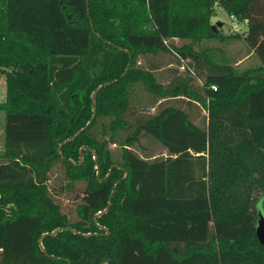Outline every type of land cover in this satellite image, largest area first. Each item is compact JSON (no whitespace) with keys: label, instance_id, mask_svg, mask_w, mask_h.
I'll return each instance as SVG.
<instances>
[{"label":"trees","instance_id":"trees-1","mask_svg":"<svg viewBox=\"0 0 264 264\" xmlns=\"http://www.w3.org/2000/svg\"><path fill=\"white\" fill-rule=\"evenodd\" d=\"M0 73V264H264V0H0Z\"/></svg>","mask_w":264,"mask_h":264},{"label":"rangeland","instance_id":"rangeland-1","mask_svg":"<svg viewBox=\"0 0 264 264\" xmlns=\"http://www.w3.org/2000/svg\"><path fill=\"white\" fill-rule=\"evenodd\" d=\"M216 21H221V26L216 27L215 30H218L222 35H229L235 32H241L244 29V25H238L236 30L232 28V20L230 17L217 5L212 7V13L210 16L211 25H215ZM202 45L208 47H214L217 51L222 54V56L227 60L229 64L232 65L236 72H240L247 68H253L259 64L255 55L250 52V49L240 40L229 38L226 40H203L201 42ZM4 91H5V79L4 76L0 73V101L4 99ZM3 123H4V114L0 111V146H1V138H3ZM53 180V176L49 180L51 183ZM83 193L78 191L77 196L82 198ZM65 195L60 196L58 199L60 201V205L62 209H66L65 212H68L69 208L72 207V201L65 200Z\"/></svg>","mask_w":264,"mask_h":264},{"label":"water","instance_id":"water-1","mask_svg":"<svg viewBox=\"0 0 264 264\" xmlns=\"http://www.w3.org/2000/svg\"><path fill=\"white\" fill-rule=\"evenodd\" d=\"M222 22L221 21H216L215 25H211V29L215 30L216 27L221 26ZM95 91H93L91 93V96H93ZM79 131H77L73 136L77 135ZM72 137H70L69 139H71ZM67 139V140H69ZM105 209H103V211H105ZM100 214V213H99ZM58 229H54L53 231L50 232V234H54ZM255 236L256 239L258 241L259 244L264 245V216L258 212L257 214V219H256V225H255Z\"/></svg>","mask_w":264,"mask_h":264},{"label":"crops","instance_id":"crops-1","mask_svg":"<svg viewBox=\"0 0 264 264\" xmlns=\"http://www.w3.org/2000/svg\"><path fill=\"white\" fill-rule=\"evenodd\" d=\"M244 25V29L241 31L243 32L245 30V27H246V22L245 20H242V21H236V25ZM251 52V50H250ZM2 101V100H1ZM2 148H3V139L1 138V146H0V152L2 151Z\"/></svg>","mask_w":264,"mask_h":264},{"label":"built area","instance_id":"built-area-1","mask_svg":"<svg viewBox=\"0 0 264 264\" xmlns=\"http://www.w3.org/2000/svg\"><path fill=\"white\" fill-rule=\"evenodd\" d=\"M230 19L232 20V22H234V23L232 24V28H234V30H236V28H237L236 20H235L233 17H231V16H230Z\"/></svg>","mask_w":264,"mask_h":264}]
</instances>
